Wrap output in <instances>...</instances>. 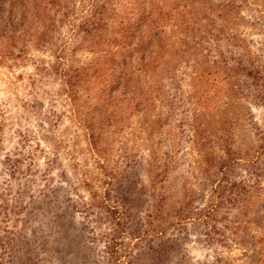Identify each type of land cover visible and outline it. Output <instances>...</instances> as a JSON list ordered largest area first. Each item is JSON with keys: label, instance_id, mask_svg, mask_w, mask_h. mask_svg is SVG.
<instances>
[{"label": "rangeland", "instance_id": "rangeland-1", "mask_svg": "<svg viewBox=\"0 0 264 264\" xmlns=\"http://www.w3.org/2000/svg\"><path fill=\"white\" fill-rule=\"evenodd\" d=\"M263 2L246 0L242 4L238 0L242 5L232 31L235 45L232 38L222 44L224 53L229 50L225 54L230 57V68L217 74L212 66L202 68L204 71L195 66L191 79L183 76L171 85L172 113L166 112L168 123L159 132L149 138L137 112L103 128L96 149L102 148L104 162L75 118L61 76L51 71L56 47L62 40L71 43L68 25L63 23L51 31L43 46L26 43L22 57L1 59L0 264H114L108 262L105 246L120 232L107 211L118 203L116 189H128L132 216L145 223L153 200L148 190L140 187L150 189L158 172L157 179L165 181L170 190L165 202L169 210H178L181 201L191 199V220L166 229L165 238L174 239L167 242L174 256L167 264H174L180 255L188 260L186 264H251L254 253L249 245L223 249L219 243L203 241L208 229L197 224L195 213L212 200L214 180L210 179L221 169V164L204 156V148L225 159V148H230L237 157L225 167L223 183L232 190L225 195L238 197L237 189L229 184L244 178L246 164L257 156L254 164L261 169L260 185L251 193L246 211L251 221L256 220V212L264 214V151L259 152L264 144ZM72 48L73 44L66 45V53ZM91 58V52L79 48L68 65L87 63ZM235 59H242L256 80L250 79L246 70L236 72ZM85 95L78 102L82 114L90 118L95 108L88 107H93L94 100ZM193 118L202 123L201 135L190 125ZM156 154L163 169L153 172ZM129 181H137V189L128 187ZM120 211L123 214L124 208ZM216 216L221 234L216 238L235 236L233 227L247 217L242 218L236 205L222 207ZM242 223L239 234L244 233ZM255 228L249 223L246 230L254 233ZM122 236L125 242H132L127 233ZM121 260L127 264L126 258Z\"/></svg>", "mask_w": 264, "mask_h": 264}, {"label": "trees", "instance_id": "trees-1", "mask_svg": "<svg viewBox=\"0 0 264 264\" xmlns=\"http://www.w3.org/2000/svg\"><path fill=\"white\" fill-rule=\"evenodd\" d=\"M239 1L243 4L246 0ZM237 2L238 0H0V62L9 56L22 57L26 52V43L31 42L35 47L45 45L51 37V31L54 32L61 24L66 23L71 43L62 40L56 47V61L51 65V71L61 76L74 116L85 127L89 143L104 162L102 148H96L102 142L101 134L105 126L119 124L129 118L130 114L137 112L140 114L141 128L151 138L168 123L166 119L172 113L173 104L169 98L171 85L176 84L183 76L191 79V68L195 66L200 71L212 66L217 69V74L230 68V57L225 54L229 50L224 53L222 44L224 40L235 39L232 31L239 20L242 5ZM77 19L78 23L75 22ZM235 41L232 42L234 45ZM71 44L73 48L66 53L65 46ZM79 48L91 52L92 58L77 66L68 65L74 51ZM216 50L218 55L214 54ZM241 61L242 59H235V71L246 70L247 76L256 80L252 69H248ZM82 94H86L85 98L94 100L93 107H88L95 108L90 118H86L87 113L82 114V105L78 102ZM78 112L81 116H77ZM201 124L197 118H193L190 123L193 131L199 135L202 132L199 128ZM115 129L118 128L115 126ZM261 151H264V144L259 147V152ZM204 153L211 163L214 161L221 164V169L218 175L210 179L214 180V188L211 187L214 194L212 200L195 213L197 224L208 229L203 241L208 244L219 243V247L223 249L233 245H249L254 253V259L250 263L264 264V214L256 212V220L251 221L252 217L246 211L251 193L260 185L261 169L254 164L258 157L253 156L251 164H246L244 178L236 184H229L237 189V199L225 195V191L232 190L223 183L222 178L229 161L237 157L236 152L225 148L226 159L214 150L204 148ZM152 161L153 172L163 169L160 155H154ZM11 171L14 172L15 168ZM158 174L160 173L151 180L150 189L140 187L148 190V195L153 200L145 223L132 216V206L126 196H130L128 189H116L118 203L108 206L107 211L120 232L113 235V238L110 237L105 246L108 262L111 260L114 264H123L121 259L126 258L127 264H167L174 257L170 252L171 246L167 245V242L172 243L174 239L165 238V232L173 223L181 225L187 219L191 220V199L181 201L182 205L178 210H169L165 202L170 190L166 189L165 181L157 179ZM128 183V187L137 189V181ZM234 205L240 209L242 218L248 217L243 219V223L239 220L244 233L239 234L241 225L238 223L233 227L235 231H232L235 236L222 234V238H216L215 235H221L217 232L220 220L216 215L222 207L230 209ZM120 207L124 208L123 214ZM55 217L60 221L58 216ZM175 218L177 221H174ZM130 223L132 225L128 229ZM249 223L255 225L254 233L247 232ZM224 228L232 229L228 225H224ZM124 233L129 235L132 242L124 241ZM142 241L143 246H140ZM244 252L243 255H247ZM187 262L185 256L180 255L174 264Z\"/></svg>", "mask_w": 264, "mask_h": 264}]
</instances>
